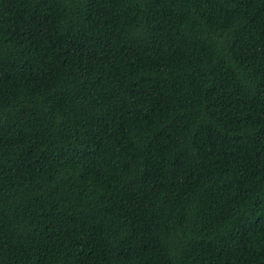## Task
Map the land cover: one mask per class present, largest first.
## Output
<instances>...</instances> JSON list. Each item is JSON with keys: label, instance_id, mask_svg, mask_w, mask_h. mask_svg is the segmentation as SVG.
<instances>
[{"label": "trees", "instance_id": "trees-1", "mask_svg": "<svg viewBox=\"0 0 264 264\" xmlns=\"http://www.w3.org/2000/svg\"><path fill=\"white\" fill-rule=\"evenodd\" d=\"M0 264H264V0H0Z\"/></svg>", "mask_w": 264, "mask_h": 264}]
</instances>
